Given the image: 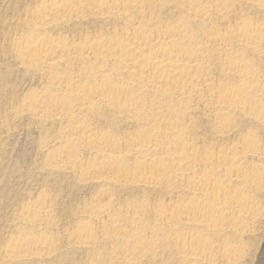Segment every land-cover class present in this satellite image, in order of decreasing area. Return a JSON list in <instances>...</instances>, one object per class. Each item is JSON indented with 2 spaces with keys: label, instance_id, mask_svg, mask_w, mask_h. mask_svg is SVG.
<instances>
[{
  "label": "bare ground",
  "instance_id": "6f19581e",
  "mask_svg": "<svg viewBox=\"0 0 264 264\" xmlns=\"http://www.w3.org/2000/svg\"><path fill=\"white\" fill-rule=\"evenodd\" d=\"M214 1L203 4L201 0H154L155 7L164 10L174 6L181 14L166 19L162 25L160 13L157 14L160 21L155 16L158 22L153 16L146 18L151 6L147 0H99L93 4L51 0L30 12L32 28L44 30V34L47 27L67 24L86 10L108 22L118 19L123 25L112 37L89 39V36L76 44H68L64 37L55 38L48 33L34 35L36 31L31 29L35 33L20 38L15 48L21 65L45 73L49 78L48 88L39 94H29L22 111L38 120L67 125L57 136L63 145L46 147L50 167L81 169L89 174L86 180L108 187L133 185L145 192L164 189L181 194L178 200L152 210V222L147 223L143 218L149 210L147 200L110 214L111 197L107 191L102 192L85 220L108 217L107 221L103 220L107 222L105 228L112 231L111 235L114 233V241L120 245L117 252L114 248L117 253L114 264H143L158 248L170 244L184 262L206 261L213 247L205 233L182 234L181 227L201 228L215 236L227 230L230 221L235 219L230 226L233 232L239 233L259 216L251 192L264 187V174L260 170L248 171L247 160L250 157L264 160V150L260 152L251 147L253 136L249 133L243 136L244 145L239 148L220 146L218 151L198 147L189 139L187 121L196 108L193 104L204 103L216 111L220 120L218 130L222 133L227 124H232L227 117L235 113L264 125V88L259 82V73L240 60L248 52L257 56L264 54V28L244 21L241 27H225L226 31L221 28L223 33L219 32L215 24L227 17V10L236 0ZM248 1L264 9V0ZM234 43H238L237 50L230 48ZM212 54L220 59L225 78L237 79L238 86L220 83L215 89L211 85L206 72ZM73 63L81 66L77 77L71 76L72 72L62 76L66 68L60 72L62 77L54 73ZM101 108L138 122V136L120 143L113 139L112 133L95 134L84 123L74 126L78 124L75 111L85 116ZM86 146L95 160L83 164L78 152ZM47 205L42 197L27 205L19 218L28 225H39L48 215ZM121 221L124 227L119 225ZM86 222L77 228V243L97 255L98 249L92 248L97 240L95 237L92 240L95 230ZM30 235L22 233L19 240L6 246L4 253L10 261L13 257L41 259L54 251L50 237ZM225 257L230 261L236 259L229 254Z\"/></svg>",
  "mask_w": 264,
  "mask_h": 264
},
{
  "label": "rangeland",
  "instance_id": "374dc122",
  "mask_svg": "<svg viewBox=\"0 0 264 264\" xmlns=\"http://www.w3.org/2000/svg\"><path fill=\"white\" fill-rule=\"evenodd\" d=\"M50 1L51 0H0V264H114L112 261H114L113 258L117 254L115 251L117 252L120 245L115 243L114 237L112 236L114 233L111 235L110 233H112V231L105 228L107 222L103 220L107 221L108 217L105 216L107 219L105 217H99V219L93 218L90 220L91 223L85 220V217L88 215L87 213L94 206V201L102 192L107 191L111 197L110 214H116V212L118 214L137 202L147 200L146 202L149 203L150 211L147 210V212H145L147 214L144 213L145 215H143L146 222L149 221L147 223L152 222V210L159 209L164 205L166 206L170 201L178 200L181 194L177 190L171 192L164 189L145 192L139 189L137 190L133 185H129L127 188L108 187L97 181L86 180L89 174L81 169H75L74 171L69 170V168L53 169V167L49 166L47 156V150L49 148L46 147L63 145V141H59L57 136L67 125L54 121L51 122L49 120H47L48 122L45 120H38L26 114L25 111H22L21 108L27 100V97H29V94L30 96L39 94L48 88L49 78L48 76L46 77L45 73H38V71L32 68L20 64L15 55L19 39L24 38L26 35L30 36L32 32L35 33L36 31L34 35L39 34L40 36L41 32H43V36L48 33V35L55 38L63 39L64 37V40L68 44H76L80 43L79 41H82L81 39H86L89 36V39H96L97 37L103 38V36L105 39L109 36L112 37L123 25L118 19H109L108 22V20L106 21L95 16L92 11L86 10L88 12H80L78 14L79 17L73 18L70 20L71 22H66L67 24L60 23V26L56 28L53 26L47 27L48 29H45L46 33L44 34V30L38 31L34 27L32 28L30 18L33 19L31 17L33 9L35 11L37 6V8H39ZM79 1L93 4L97 3L99 0H93L92 3L91 0ZM209 1L212 2L214 0ZM209 1L201 0L202 3H208ZM148 3L151 4L152 7H149V14L146 13V18L153 16L155 21H157V19L160 21L162 17V25L167 22L166 19L172 16H181V14H178V9H175L174 6L164 7L165 9L163 8L164 10H162V8L154 6L156 5L154 0H152V3L151 0ZM232 6L231 8L229 7L230 10H227L228 18H225L226 21H224V19L215 24L219 32L223 33L222 29L226 31L229 28L236 29L238 26L241 27L240 25H242L244 21L253 25H261L264 28V9L256 8L251 5L248 0H236ZM157 14L161 16L160 19ZM147 15L149 17H147ZM155 16L158 18L156 19ZM29 31H31V34H29ZM106 32L109 34L108 36ZM100 34L102 36H100ZM94 36L95 38H93ZM237 47L238 43H234L230 48L232 50H237L239 48ZM251 54L252 53L248 52L242 55L243 57H241L242 59L240 60L245 65L248 64L247 66H249V69L251 68L256 72L258 71L259 82L264 88V54L260 56ZM212 56L211 58L209 57V67L206 72L209 74L207 75L210 76L211 85H213L215 89L218 88L220 83L230 87L238 86L239 83L237 79L230 77L225 78V74L220 68V59H217L216 56ZM73 64L71 67L69 65L62 66V68L60 67L61 69L59 68L60 70L56 69L57 71H54V73L58 72L56 74L59 75L60 72L62 73L61 70H63V68L65 70L66 68V70L63 71L65 74L62 73V76L67 75V73L69 75L72 72L71 76L74 74L73 77H77L75 75L81 71V69H79L81 66L77 63ZM59 76L62 77L61 74ZM193 108H195L194 113L191 120L187 121V124L191 134L189 139L191 138L190 141L196 143L198 147L203 149L214 148L213 151H218L221 147L229 148L237 146V148H239L244 145L242 143L243 136L249 133V135H252L254 138V144L251 147L255 146L257 151L264 150V125L262 123L247 115L243 117V114L239 115L235 113L227 117L228 120L230 119L229 123L232 124H227L226 131L224 129L222 133L218 130L220 127V120L216 116V111L204 103L193 104ZM108 110H106V108H101L96 111L97 113H86L84 114L85 116H80V114L75 111V122L78 124L75 123L74 126L80 125V123L83 125L82 123H84V125H88V128L95 134L112 133L111 135L114 136L113 139L120 143L138 136L137 131L140 126L138 122L135 123V121H130L125 116H117L113 112L110 114L111 110ZM77 117L79 119H77ZM82 119L84 121H82ZM51 141H54L55 144ZM80 151L78 152L80 155H77L83 164L95 160L88 146L83 147ZM250 158L247 160V170H260L264 174V160L256 159L257 157ZM251 193L255 197V208L257 209L258 207L259 216L257 217L258 219L256 218L255 221L249 222L250 224L246 225L247 228L245 231L243 230L239 233L233 232L230 225L233 224L235 219L234 221H230V224L227 226L228 229L226 228L227 230L215 236L208 234L201 228H180L179 232L182 234H192L196 232L205 233L207 239L211 242L213 250L207 260L199 261L195 264H264V187H262L261 190H255V192ZM42 197L46 199L48 204L47 210L49 211L45 220L43 219L39 225H28L24 223L19 218L20 214H22L21 212L27 205L37 202ZM112 205H114V207ZM84 222L90 227L92 226L91 228L95 230L92 240L94 241L95 238L97 239L95 240L96 243H94L96 246L92 244V246H94L91 247L94 249L96 248V250L98 249V256L91 251L89 253L85 247H81L77 243V228H79V225L84 224ZM119 225L122 227L125 226L123 221H121ZM22 233L31 234L30 236L45 235L44 237H50L54 242L53 246L55 247L52 249L55 252L53 251L54 253L52 252L51 255L48 256L49 258L43 257L40 259L39 257H32L24 260L22 257H13L14 259L11 258L10 261V258L6 256L4 250L8 244L19 240ZM108 233L110 236H108ZM112 240L113 242L111 243ZM114 244H116V246ZM113 245L114 247H112ZM166 247L167 249H165ZM158 249L159 250L155 253L157 255L154 254L152 258L149 257L144 260L145 262L143 261V264H190L181 260L180 253L171 244ZM227 250L229 255L236 258V261H230L225 257L228 255Z\"/></svg>",
  "mask_w": 264,
  "mask_h": 264
}]
</instances>
